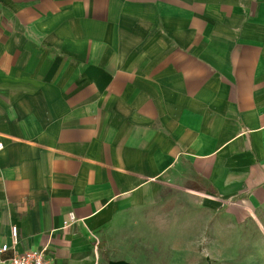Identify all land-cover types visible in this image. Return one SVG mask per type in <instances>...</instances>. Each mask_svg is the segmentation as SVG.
<instances>
[{"label":"crops","instance_id":"crops-1","mask_svg":"<svg viewBox=\"0 0 264 264\" xmlns=\"http://www.w3.org/2000/svg\"><path fill=\"white\" fill-rule=\"evenodd\" d=\"M0 144V245L52 264L172 190L263 207L264 0H0Z\"/></svg>","mask_w":264,"mask_h":264},{"label":"rangeland","instance_id":"rangeland-1","mask_svg":"<svg viewBox=\"0 0 264 264\" xmlns=\"http://www.w3.org/2000/svg\"><path fill=\"white\" fill-rule=\"evenodd\" d=\"M260 230H264V206L256 210L234 206L223 213L197 194L172 190L164 203L133 221L130 234L110 239L104 260L108 264H264Z\"/></svg>","mask_w":264,"mask_h":264},{"label":"built area","instance_id":"built-area-1","mask_svg":"<svg viewBox=\"0 0 264 264\" xmlns=\"http://www.w3.org/2000/svg\"><path fill=\"white\" fill-rule=\"evenodd\" d=\"M3 144H0V150ZM70 220H74L71 214ZM20 244L19 231L17 227H13L11 231V243L0 245V264H51L44 255V250L28 251L18 253L17 248Z\"/></svg>","mask_w":264,"mask_h":264},{"label":"water","instance_id":"water-1","mask_svg":"<svg viewBox=\"0 0 264 264\" xmlns=\"http://www.w3.org/2000/svg\"><path fill=\"white\" fill-rule=\"evenodd\" d=\"M115 264V263H114Z\"/></svg>","mask_w":264,"mask_h":264}]
</instances>
